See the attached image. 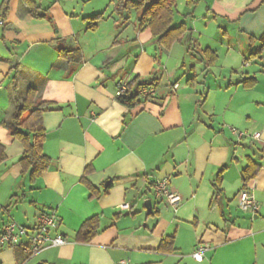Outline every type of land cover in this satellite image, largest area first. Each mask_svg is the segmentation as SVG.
Returning a JSON list of instances; mask_svg holds the SVG:
<instances>
[{
	"label": "crops",
	"instance_id": "obj_1",
	"mask_svg": "<svg viewBox=\"0 0 264 264\" xmlns=\"http://www.w3.org/2000/svg\"><path fill=\"white\" fill-rule=\"evenodd\" d=\"M34 1L45 16L11 0L1 17L0 233L10 221L33 232L38 214L54 211L53 232L67 243L31 257L23 246L0 245V264H264V118L255 114L263 105L264 0H204L202 21L196 9L179 21L175 12L174 24L188 31L170 49L159 47L150 28L139 29L138 12L121 17L116 0ZM100 13L97 28L87 29L86 18ZM59 46L79 47L82 61L60 57ZM206 48L217 55L209 66ZM135 77L159 78V97L128 108L117 100V84ZM251 77L255 86L239 83ZM30 87L52 102L43 113L52 165L36 179L24 172V148L5 125ZM232 127L250 138L239 139ZM256 132L259 139L250 136ZM249 158L262 165L247 184L259 210L237 214ZM163 178L181 195L177 208L155 197ZM107 180L115 182L105 193ZM147 200L153 215L141 210ZM96 215L97 234L80 240L83 223ZM172 235L173 247H165L173 251H161ZM199 244L208 246L202 261L192 257Z\"/></svg>",
	"mask_w": 264,
	"mask_h": 264
},
{
	"label": "trees",
	"instance_id": "obj_2",
	"mask_svg": "<svg viewBox=\"0 0 264 264\" xmlns=\"http://www.w3.org/2000/svg\"><path fill=\"white\" fill-rule=\"evenodd\" d=\"M29 11L36 17H43L45 14H39V6L34 0H23ZM178 0H116L115 11L121 17L124 14L136 10L138 12L139 29L150 28L152 34L161 48L170 49L175 43L180 42L187 33L188 28L185 23L179 25L174 24L175 12ZM11 0H3L0 4V17H7L10 9ZM192 2V0H189ZM255 9V8H254ZM252 9L251 11H253ZM104 14H95L86 19L89 21L87 29L95 30L98 21L103 18ZM129 17H125L127 19ZM261 51L264 49V34L261 37ZM59 56L70 62H81L83 59L82 50L79 47L59 46ZM202 54L208 64L212 65L217 60V55L210 48L202 50ZM128 81V88L124 95L117 96V100L128 108H135L142 103L152 102L159 97L158 90L160 88V79L153 77L150 80L139 81L138 77ZM239 83L245 88L255 86L257 79L254 77L244 78ZM144 88H153L156 95L150 93L142 94ZM172 91H170V94ZM52 102H45L38 98V90L30 87L26 97L16 104V108L12 118L5 125L11 136L18 139L23 146V153L20 162L24 168V172H28L31 179H36L43 172L47 171L52 165V159L44 152V142L47 131L43 124V113L50 109ZM3 152V151H0ZM5 158V154H0L1 159ZM262 165L248 159V164L242 169L243 188H247V184L256 178ZM226 167L222 168L216 179L215 188L221 193V184L223 181V173ZM92 192V196H100L97 187L82 178ZM115 180H107L104 182V192H108L114 185ZM153 211L148 215H153ZM99 228V216H93L87 219L79 230V239L85 242L90 241L97 234ZM174 236H167L162 240L159 249L173 251ZM172 246L166 248L165 246ZM18 247V246H17ZM40 264H46L42 262Z\"/></svg>",
	"mask_w": 264,
	"mask_h": 264
},
{
	"label": "built area",
	"instance_id": "obj_3",
	"mask_svg": "<svg viewBox=\"0 0 264 264\" xmlns=\"http://www.w3.org/2000/svg\"><path fill=\"white\" fill-rule=\"evenodd\" d=\"M4 24V20L0 17V25ZM128 88V81L121 80L117 84L116 96H122L126 93ZM142 94L150 93L152 96L156 95V91L151 88H144ZM231 130L238 136L239 139L249 136L244 131L232 127ZM254 139L261 137V132H256L250 135ZM154 194L157 199H165L170 205L177 208L182 200L181 195L170 187V181L167 178L158 180L154 185ZM239 207L243 211L257 212L259 204L256 201L253 191L250 188H243L239 192ZM130 205L124 204L123 208L129 209ZM58 225V218L54 211H41L37 216V224L35 230L31 232L26 226L19 224L16 221L7 223L0 233V245L9 247L23 246L25 252L31 257L38 253L53 247L65 245L67 239L60 233H54L53 230ZM208 246L199 244L196 250L192 253V257L198 261H202ZM119 264H126L120 262Z\"/></svg>",
	"mask_w": 264,
	"mask_h": 264
},
{
	"label": "rangeland",
	"instance_id": "obj_4",
	"mask_svg": "<svg viewBox=\"0 0 264 264\" xmlns=\"http://www.w3.org/2000/svg\"><path fill=\"white\" fill-rule=\"evenodd\" d=\"M206 5H207V3L204 0H195V1L193 0L192 2H189V0H178L177 1V9H176V19H177V21H179L181 19H184L185 16L187 17V15L184 14V13H187V11H191L192 9H196V11H197V13L199 15V17H198L199 19H197V20H201L202 21L204 19V15L207 13ZM105 7H106V4H105V6L103 5L101 9H104ZM131 12L134 14L137 11L136 10H132ZM116 18H118L117 14H116ZM189 21L192 22L191 19H189ZM216 30H218V29L216 28ZM209 34H213V33L210 31ZM152 50H153L152 46H149L148 47V52L152 53ZM188 58L189 57L186 56L185 60L187 61ZM164 78H165V80H168V77L166 75L164 76ZM170 79L171 78H169V80ZM176 79H178V78H176ZM172 80H173V78H172ZM259 86L260 87L258 88V92L261 94V101L260 102L263 105L260 107V109L258 111H255V114H257V117L263 119L264 118V80L260 81ZM3 94H5V90L4 89L0 90V97L4 96ZM228 96H230V95H228ZM258 130H262V127H260ZM246 138H250V137H245L244 139H246ZM238 203H239V199L236 198L235 201H234V211L237 214H240L243 210L238 206ZM145 204H146V202L142 203L141 210H143L144 213L147 214L148 210L145 208ZM144 223H145V221L142 224L143 227H144Z\"/></svg>",
	"mask_w": 264,
	"mask_h": 264
},
{
	"label": "water",
	"instance_id": "obj_5",
	"mask_svg": "<svg viewBox=\"0 0 264 264\" xmlns=\"http://www.w3.org/2000/svg\"><path fill=\"white\" fill-rule=\"evenodd\" d=\"M145 205L147 206L148 212H151L152 211V208H153L152 201L151 200H147Z\"/></svg>",
	"mask_w": 264,
	"mask_h": 264
}]
</instances>
